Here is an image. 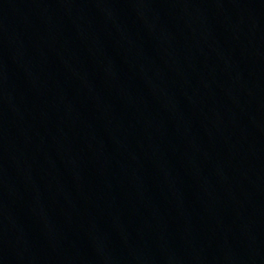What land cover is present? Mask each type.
<instances>
[{"label":"water","instance_id":"obj_1","mask_svg":"<svg viewBox=\"0 0 264 264\" xmlns=\"http://www.w3.org/2000/svg\"><path fill=\"white\" fill-rule=\"evenodd\" d=\"M133 264H264V3L204 103Z\"/></svg>","mask_w":264,"mask_h":264}]
</instances>
